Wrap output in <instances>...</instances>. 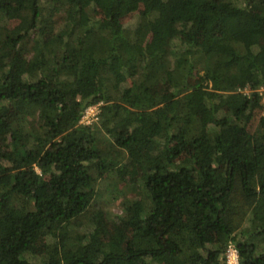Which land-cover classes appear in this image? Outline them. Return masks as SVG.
<instances>
[{
	"label": "trees",
	"instance_id": "16d2710c",
	"mask_svg": "<svg viewBox=\"0 0 264 264\" xmlns=\"http://www.w3.org/2000/svg\"><path fill=\"white\" fill-rule=\"evenodd\" d=\"M229 245L264 264V0H0V264Z\"/></svg>",
	"mask_w": 264,
	"mask_h": 264
},
{
	"label": "rangeland",
	"instance_id": "374dc122",
	"mask_svg": "<svg viewBox=\"0 0 264 264\" xmlns=\"http://www.w3.org/2000/svg\"><path fill=\"white\" fill-rule=\"evenodd\" d=\"M135 20V14H132L128 17H126L122 22L124 24L125 27H132L133 23ZM99 109L98 106L89 108L88 110V114L86 115V120H85V124H89L92 121H95V115L98 113ZM222 168L218 171H221ZM108 180V179H106ZM106 180H101L99 183V189L104 193L105 191H109L108 193H113L110 196L106 195V200L107 203L105 204V211L107 214V225L109 227L103 229V231L105 232V234L108 235V233L113 231V220L114 218L117 216L119 217L121 215V204L122 201L124 199V196L127 195V198H131L134 195V190H132V192L128 193V192H123V193H119V195L117 194V192H115L112 189V186L115 184L118 186V189H120L121 185L119 182H117L115 179H111V181H106ZM128 193V194H127Z\"/></svg>",
	"mask_w": 264,
	"mask_h": 264
},
{
	"label": "built area",
	"instance_id": "2783aa9c",
	"mask_svg": "<svg viewBox=\"0 0 264 264\" xmlns=\"http://www.w3.org/2000/svg\"><path fill=\"white\" fill-rule=\"evenodd\" d=\"M88 110L89 109H87L86 111H85V114H84V116L82 117V123H86L85 122V120H86V115L88 114ZM225 257H226V264H237V262H238V259H237V252L235 251V249L231 246V245H229L228 247H227V250H226V255H225Z\"/></svg>",
	"mask_w": 264,
	"mask_h": 264
}]
</instances>
